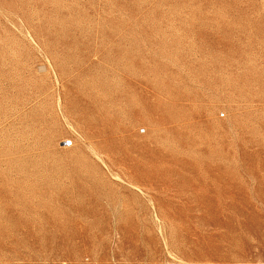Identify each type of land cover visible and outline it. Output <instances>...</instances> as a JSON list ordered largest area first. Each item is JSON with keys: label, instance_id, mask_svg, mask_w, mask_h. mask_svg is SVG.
<instances>
[{"label": "rangeland", "instance_id": "1", "mask_svg": "<svg viewBox=\"0 0 264 264\" xmlns=\"http://www.w3.org/2000/svg\"><path fill=\"white\" fill-rule=\"evenodd\" d=\"M0 264H264V0H0Z\"/></svg>", "mask_w": 264, "mask_h": 264}, {"label": "built area", "instance_id": "2", "mask_svg": "<svg viewBox=\"0 0 264 264\" xmlns=\"http://www.w3.org/2000/svg\"><path fill=\"white\" fill-rule=\"evenodd\" d=\"M72 144H73L72 141H69L68 143L65 144V146L70 147L72 146Z\"/></svg>", "mask_w": 264, "mask_h": 264}]
</instances>
